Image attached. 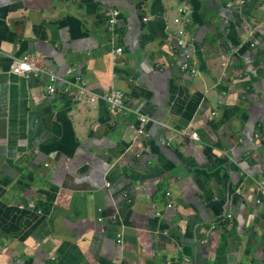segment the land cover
Returning a JSON list of instances; mask_svg holds the SVG:
<instances>
[{"label": "crops", "instance_id": "0c3cea01", "mask_svg": "<svg viewBox=\"0 0 264 264\" xmlns=\"http://www.w3.org/2000/svg\"><path fill=\"white\" fill-rule=\"evenodd\" d=\"M263 182L264 0H0V264H264Z\"/></svg>", "mask_w": 264, "mask_h": 264}, {"label": "built area", "instance_id": "2783aa9c", "mask_svg": "<svg viewBox=\"0 0 264 264\" xmlns=\"http://www.w3.org/2000/svg\"><path fill=\"white\" fill-rule=\"evenodd\" d=\"M187 13V10L185 8L179 9V17L175 19V24L181 25L183 23L182 16ZM120 13L118 10H114L111 14V19L109 20V24L111 26H116L120 23ZM185 36V30L180 29L178 32L177 37V46L179 48L184 49L186 47V43L183 40V37ZM122 52V49H117V53L120 54ZM12 73L17 76H25L30 77L31 75H34L36 77H39V75H45L48 78L49 84L47 86V92L49 95H54L57 91V87L59 84H62V90L64 94L73 96V99L77 102H86V103H95L98 101L99 97L91 95L87 88L85 82L78 77L76 81L78 82V94L73 95L74 92H72L71 88V82L67 78H59L55 74L51 72L44 71V69H41L34 61L32 56H25L22 59H19L18 61H15L12 65ZM182 71H188L191 70L193 74H197V71L193 69L190 63V57L186 58V61L182 63L181 65ZM72 74V71L68 72V75ZM76 96V97H75ZM102 99L106 102L108 105L109 110L114 114H122L125 111L128 110L126 106V95L119 90H114L110 92L109 94L102 97ZM139 122H140V128L138 130V135L142 136L145 135V127L146 124L149 122V118L146 115H140L139 116ZM194 140H198V136L196 133H193L191 136ZM260 133L255 134V138H260ZM139 157V155H138ZM261 193L264 195V182L260 184ZM259 204L261 203V200L257 201ZM231 218V216H229ZM120 242V241H119Z\"/></svg>", "mask_w": 264, "mask_h": 264}, {"label": "water", "instance_id": "95a60500", "mask_svg": "<svg viewBox=\"0 0 264 264\" xmlns=\"http://www.w3.org/2000/svg\"><path fill=\"white\" fill-rule=\"evenodd\" d=\"M7 174H8V175H11L12 173H9V172H8ZM14 177H15V176H14Z\"/></svg>", "mask_w": 264, "mask_h": 264}]
</instances>
